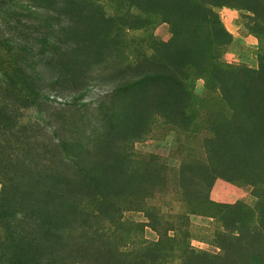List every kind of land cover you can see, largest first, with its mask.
<instances>
[{
    "label": "rangeland",
    "instance_id": "374dc122",
    "mask_svg": "<svg viewBox=\"0 0 264 264\" xmlns=\"http://www.w3.org/2000/svg\"><path fill=\"white\" fill-rule=\"evenodd\" d=\"M0 264H264V0H0Z\"/></svg>",
    "mask_w": 264,
    "mask_h": 264
},
{
    "label": "trees",
    "instance_id": "16d2710c",
    "mask_svg": "<svg viewBox=\"0 0 264 264\" xmlns=\"http://www.w3.org/2000/svg\"><path fill=\"white\" fill-rule=\"evenodd\" d=\"M15 44H16V43H15ZM16 46H18V45L16 44ZM182 57H184V56L182 55ZM192 59H193V58H191V57H190V58H188V59H186V60H188V61H190V62H191V61H192ZM218 73H221V71H220V72H218ZM218 73H217V74H218ZM218 76H219V75H218ZM247 77H249V76H247ZM221 88L225 89V88H226V86H221ZM228 88H229V87H228ZM224 91H225V90H224ZM216 176H217V174H213L211 177H212V179H213V178H214V177H216Z\"/></svg>",
    "mask_w": 264,
    "mask_h": 264
}]
</instances>
